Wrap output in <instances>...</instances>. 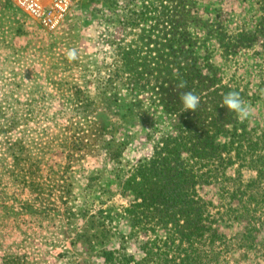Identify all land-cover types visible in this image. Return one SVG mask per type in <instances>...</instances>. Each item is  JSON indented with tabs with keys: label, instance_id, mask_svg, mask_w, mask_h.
Returning a JSON list of instances; mask_svg holds the SVG:
<instances>
[{
	"label": "rangeland",
	"instance_id": "rangeland-1",
	"mask_svg": "<svg viewBox=\"0 0 264 264\" xmlns=\"http://www.w3.org/2000/svg\"><path fill=\"white\" fill-rule=\"evenodd\" d=\"M40 2L50 11L49 24L20 0H0V264L80 259L84 204L94 213L129 205L132 196L120 181L151 156L169 128L150 98V87L158 83L152 73L158 75L165 63L153 59L148 48H162L160 38L141 39L140 27L122 21L136 0ZM224 7L235 8L236 18L243 14L264 22V10L253 0H226ZM259 62L253 52L240 60V72L252 84ZM115 93L125 100L123 109L118 97H111ZM249 116L264 123V103L252 106ZM123 138L128 145L122 155L108 158L104 142ZM200 191L219 200L213 186ZM243 229L242 223L224 227L229 235ZM258 240L262 250L251 252L254 260L263 256L264 227Z\"/></svg>",
	"mask_w": 264,
	"mask_h": 264
},
{
	"label": "trees",
	"instance_id": "trees-1",
	"mask_svg": "<svg viewBox=\"0 0 264 264\" xmlns=\"http://www.w3.org/2000/svg\"><path fill=\"white\" fill-rule=\"evenodd\" d=\"M139 1L142 6L136 0L122 21L140 27L141 39L160 38L162 48H148L153 59L165 63L158 75L152 73L158 83L150 87V98L169 128L151 156L120 181L132 196L129 205L94 213L84 204L85 228L77 236L82 258L70 264H99L98 259L101 264H264V251L258 260L250 257L262 250L264 123H253L250 116L241 121L223 104L230 91L238 92L249 110L264 103V22L243 14L236 18L235 8L225 9L226 0ZM253 1L264 10V0ZM251 52L261 59L254 84L240 72L241 58ZM181 82L186 87L179 88ZM186 91L201 98L194 112L180 99ZM113 96L123 109L125 100ZM104 144L107 157L116 160L128 140ZM203 186L215 187L219 200L206 198ZM236 223L244 229L229 235L224 227Z\"/></svg>",
	"mask_w": 264,
	"mask_h": 264
},
{
	"label": "clouds",
	"instance_id": "clouds-1",
	"mask_svg": "<svg viewBox=\"0 0 264 264\" xmlns=\"http://www.w3.org/2000/svg\"><path fill=\"white\" fill-rule=\"evenodd\" d=\"M75 55L73 51L69 52V59H74ZM179 88L186 87L185 83L181 82L178 85ZM180 99L184 105L185 110L195 111L200 105V96L196 95L192 91L181 92ZM223 104L231 111L237 113L238 118L243 121L250 115V110L244 101L241 99L240 94L236 91H230L223 97Z\"/></svg>",
	"mask_w": 264,
	"mask_h": 264
},
{
	"label": "built area",
	"instance_id": "built-area-1",
	"mask_svg": "<svg viewBox=\"0 0 264 264\" xmlns=\"http://www.w3.org/2000/svg\"><path fill=\"white\" fill-rule=\"evenodd\" d=\"M20 4L33 16L41 19L44 23H51L50 11L46 10L40 0H20Z\"/></svg>",
	"mask_w": 264,
	"mask_h": 264
}]
</instances>
